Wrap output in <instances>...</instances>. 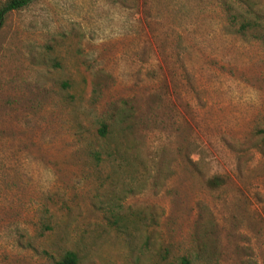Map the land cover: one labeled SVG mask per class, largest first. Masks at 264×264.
I'll use <instances>...</instances> for the list:
<instances>
[{"label":"rangeland","instance_id":"1","mask_svg":"<svg viewBox=\"0 0 264 264\" xmlns=\"http://www.w3.org/2000/svg\"><path fill=\"white\" fill-rule=\"evenodd\" d=\"M236 5L264 24V0L5 15L0 264H264V44L235 31Z\"/></svg>","mask_w":264,"mask_h":264},{"label":"trees","instance_id":"2","mask_svg":"<svg viewBox=\"0 0 264 264\" xmlns=\"http://www.w3.org/2000/svg\"><path fill=\"white\" fill-rule=\"evenodd\" d=\"M32 0H6L0 5V25L3 22V19L5 15L12 11V10H18L27 4H29ZM230 23H233L236 18L238 19L237 22H239L238 27L236 28V32L243 34L247 31L249 32V36L253 39L258 40L260 43L264 44V24L261 21V12L257 9H254L252 7H244L241 8L240 6H235L234 12L231 14ZM65 84H63L64 86ZM98 134L101 137H105L108 133L107 125L102 122L97 129ZM119 150H116L114 152L109 153L107 150H101V151H94L92 153V156L95 159L101 160L102 155L104 157H111L112 155L117 156L118 155V163L123 164L125 166L133 163L128 157H124L122 154H118ZM110 217L114 218L116 217V221L119 219L118 213L111 212L109 214ZM115 221V220H114ZM45 228L48 226L45 225ZM181 264H188L187 260L185 258H180ZM51 264H79L78 258L75 252L71 250H65L63 251L57 258H55Z\"/></svg>","mask_w":264,"mask_h":264}]
</instances>
